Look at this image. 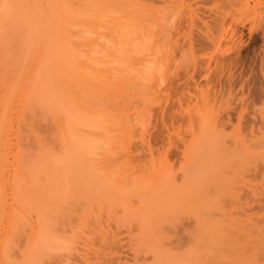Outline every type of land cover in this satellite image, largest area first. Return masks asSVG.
<instances>
[{
  "label": "bare ground",
  "instance_id": "6f19581e",
  "mask_svg": "<svg viewBox=\"0 0 264 264\" xmlns=\"http://www.w3.org/2000/svg\"><path fill=\"white\" fill-rule=\"evenodd\" d=\"M166 1L5 0V2H0V10L3 11L1 21L5 19L7 28L15 35L29 39L30 43L40 44L39 57L36 60L38 63L34 72L25 80H28V84L24 81L23 92L25 100L23 110L26 111L27 117L36 121V125L33 122L30 126L29 134L34 142L36 141L37 149L33 155L28 148L21 151L24 174H15L16 191H14V197L20 200L24 211L32 210L36 214L39 230L36 236L29 240L31 245L29 244L27 253L30 255L24 253L21 260L14 261L6 252L4 253L10 264H43L42 261H45L48 256L56 255L57 250L68 246L65 237L52 232L59 225L67 226L65 230L70 231L71 241L78 238V233L91 234L92 228L89 220L93 206L101 207L100 202L104 201L106 210L110 212L109 209L115 205L116 201L120 204L119 202H122L124 196L129 195L130 191L133 194L138 192L135 186L139 178L147 182V186L152 189L148 193H153L154 196L145 198L146 195L141 194L137 206L124 205L123 211L133 212V215L145 226L141 233L144 237L141 235L138 239L142 238L140 244L151 251L153 262L147 264H202L205 259L207 241L211 244L215 238L202 234L204 231L203 220L200 217L202 200L195 199L199 187L198 179L210 177L212 174L210 170L214 165H217L216 172L224 174L227 163L224 168H221V161L219 163L210 160V157L218 160L220 153L206 152L203 158L204 167L201 171H194L187 175L184 173L181 184L175 186V183L174 185L172 183L173 186L169 192L162 190L163 185L166 184L163 171L169 162L168 154L173 149L177 150L178 146L184 148V151L203 148L204 140L194 135L197 130L207 131V129H202L204 123L201 118L204 116L201 113L203 108L200 107L199 102L204 98V95H201L207 90L201 94L199 90L202 87L199 89V86L197 90L201 95L197 90L196 94L191 92L195 98L198 94L200 96L197 97H203L202 99H194L191 97L193 94L189 95L191 93L186 91V98L193 99L189 102L193 108L189 107L188 102L187 106L186 104L182 106L186 101L180 98L185 95L181 93L182 96L178 95L174 98L177 86L180 87L182 81L178 82L179 85L175 84V81L173 85V80L171 83L163 84L158 77L159 62L161 63V60L158 62V55L163 54L167 48L164 43L170 38H168L169 35H167L168 39L166 38L170 30L165 24L166 13H168L165 7ZM170 1L171 8L175 10L173 13L176 19L180 15L177 13L182 12V7L184 8L186 11L183 12L184 17L180 15L184 20L179 19L184 23L181 22L184 26V30L183 28L181 30L185 31L186 22L188 31L185 32L191 33L195 40L197 39L199 47L202 48L211 49L221 45V42L226 39L223 37V40L222 36L227 33L230 36L227 35V39L230 40L237 36L236 41L240 40L239 35L245 28V22L239 16L242 10L252 19L264 20V0ZM158 2L161 4L158 5ZM208 3L211 7L206 15V4ZM207 17L209 19L206 23ZM174 22L175 20L172 22V28L174 25L179 28L180 25H177V22L173 24ZM209 23L215 25L211 24V26ZM251 26L249 25V30ZM165 29L168 30L166 34ZM178 30L180 31V28ZM173 31L176 32L175 29ZM173 31L168 32L170 36L174 34ZM213 33L219 35L217 40H214ZM191 40L196 42L194 39ZM229 40L226 43H231ZM182 43L179 45L183 47L179 48L184 53L186 42ZM236 47L238 45L234 49H238ZM225 49L230 51L231 48L226 45ZM234 49H231L232 55H235ZM177 51L180 52L178 49ZM234 52H236L237 59L239 52L235 50ZM226 53L225 56L219 54L220 60L217 59L219 63L217 62L215 69L218 70L220 65L221 70L228 61L232 64L237 62L234 56L231 58V52H229L230 55ZM182 55L181 52V57ZM185 58L186 55L183 60L187 61L188 56ZM225 68L227 77L233 78L231 76L233 74L227 71L229 67ZM220 70L218 73L213 68V73L210 72L213 74L211 82L215 75L221 81L224 79L221 77L223 74ZM229 70L232 72L231 69ZM227 72L231 74V77ZM195 76L197 78V75ZM205 76L207 80L208 76ZM199 77V79H204L203 75ZM217 79L214 82L219 84ZM195 83L197 85V82ZM204 84L202 85L208 87L206 82ZM187 85V88L195 87L192 83H187ZM183 89H186V86ZM205 89L203 87V90ZM212 94L214 91L211 95L207 92L206 101H204L207 102L208 95L210 98ZM173 100L178 103L177 106H173ZM210 100L212 101L209 99L207 103L202 101L204 106L209 102L212 103ZM117 101H122L124 105L115 107ZM205 109L207 107H204L203 111ZM37 110H39V115L35 117ZM194 116L197 119L200 118V121L194 119ZM242 117L245 121L246 118ZM48 118L52 120L51 132L41 131L39 123ZM196 120L200 122L199 126ZM241 120L243 124L244 121ZM247 121L253 120L247 119ZM260 123L261 127L250 129L248 133V151L255 160V167L251 173L254 179L264 176V120H260ZM185 124L189 126L187 129L192 136L190 139H185V142L183 139L182 144L179 145L181 139L175 134L180 132L182 130L180 128H184ZM41 132H45L47 136H42L45 134ZM115 149H119L124 155L118 162H116ZM225 153L223 155H227ZM184 155V159L189 157ZM188 160L192 163L190 158ZM116 164L128 166L130 172L125 174L124 178H120V173L117 174V171L114 175L112 172ZM133 173L138 174L137 178L136 175L132 176ZM106 180L117 184H124L127 180L125 183L127 187L124 185V188L114 190L105 186L103 190V186H99L102 192L96 194L92 189V184L104 185ZM160 192L162 193L159 194ZM170 192L173 197L176 196L187 204L183 205L184 208L190 206L193 201L196 202L193 204L198 205L193 207L198 215L194 221H191L193 226L190 221H188L190 224L185 223L187 226L182 225L188 227L183 231L187 232L186 235L189 236L191 243L176 259H172V256L169 258L168 255L171 252H166L164 249L162 251H165L166 256L161 255V249L159 250V246L155 245L153 237L146 229L153 226L152 222L157 214L155 208L161 201V197ZM261 195L260 193L254 194L246 202H250L249 205L246 204L248 207L244 205V212L245 210L251 211L249 219H252L255 214L251 225L256 234L254 244L257 245V251L250 264H264V191ZM165 202L166 200H163L161 203ZM190 225L193 227L192 230H190ZM215 228L224 242L222 228L218 225ZM179 237L181 236L179 235L176 239L178 241H175L180 242L177 248L182 246V242L184 243V238L179 239ZM99 238L102 245L99 244L93 250L85 248L82 255L71 258L73 264L77 262L125 264L120 237L115 233H110L100 235ZM81 241L90 245L92 237L85 234L84 240ZM111 244L114 246L111 247ZM154 246L158 250L153 249Z\"/></svg>",
  "mask_w": 264,
  "mask_h": 264
},
{
  "label": "rangeland",
  "instance_id": "374dc122",
  "mask_svg": "<svg viewBox=\"0 0 264 264\" xmlns=\"http://www.w3.org/2000/svg\"><path fill=\"white\" fill-rule=\"evenodd\" d=\"M2 1L5 2V0ZM2 1L0 0V2ZM170 2V0L169 3L168 0L165 2L166 12H168L165 17V24L168 30L170 29L173 31L175 29L176 32L173 31L175 37L172 33L171 38L168 33L170 30L168 31L165 29V34L168 31L166 38L167 35H169L168 38L170 37L171 40L167 38L168 41L164 43L167 48H165L162 55H158V62L161 60V63L159 62L160 70L158 72V77L163 84L171 83L173 80V85H179L182 81L180 83L181 87V85L183 86V84L185 85L186 83V89H183L185 86L181 87L183 90L177 86V93L180 92V94L176 93L174 98H177L178 95L182 96V94H187L186 91L196 94L199 86V89L202 87V89L199 90L201 94L207 90L205 94L210 92L211 95L214 91L215 95L212 94V98H209L210 95H208L207 100L209 101V99H212V101L210 100L212 103L209 102L204 106V103L208 101L205 102V94L201 95L198 91L201 96L204 95V98L202 97L203 99L199 97L202 99L199 100L200 107L203 108L201 109L202 112L199 111V113L201 112L204 116L201 118V121L204 123L202 129H207V131L200 132L197 130L194 136L204 140V146L197 150L186 149V151H184V148L178 146L177 150L173 149L168 154L169 162L166 167L164 166L165 170L163 171V179L166 184L163 185L162 190L169 192L174 183L175 186L181 184L182 175L184 173L187 175L194 171H201L204 167L203 158L206 152H212L213 154L220 153L218 160H214L212 157H210V160L218 161L219 163L221 161V168H224L227 163L224 174H220L218 171L216 172L215 168L217 165H214L210 170L212 172L211 176L207 177V179L199 178V184H197L199 186L198 192L196 193L198 199L197 197H195V199L202 200V208L200 211V217L203 220L204 226L202 234L206 237L211 235V238H215V241L211 244L207 241L206 255L202 264H250L251 259L257 251V245L254 244V236L256 234L251 225L255 214H253L252 219H249V213L251 211L245 210L244 212V205L248 207L247 205H249L250 202H246L256 193L263 195L264 191V176H258V179H254L251 176L252 169L255 167V160L249 153L250 151H248L249 130L261 127L262 124L260 120H264V20L252 19L246 16V12L242 10L239 16L244 20L245 28L242 29V33L239 35L241 37L238 36L240 38V40L238 39L239 42L236 41L237 36L233 39L230 38L231 43L227 42L229 44L228 46L226 41L229 40L227 39L229 33H227L222 36V39L223 37L224 39L226 38L224 42H221V45L226 43L224 46L222 45L221 47V45H219L216 48L210 47L211 49H209V47L202 48L200 46V48L197 43L198 41H196L197 39L195 40L191 33L192 37L188 34L189 32L186 33L188 31L186 29V22V32L181 30V28L184 27L181 25L184 19L180 15L184 17L185 13L183 12L186 11L182 7V12L180 11L181 13H177L180 14V17L178 16L176 19L173 13L175 10L171 8ZM160 4L161 2H158V5ZM209 7H211L210 3L206 4V15L208 14ZM1 14H3L2 10H0V264H10V261L7 260L4 253L6 252L9 258L14 261L21 260L24 253L30 255L27 253L29 251L28 246L29 244L31 245L29 240L35 237L39 230L36 214L32 210L24 211L20 200L14 197V191H16L15 174H24L21 164V151H25L26 148H28L33 155L37 149L36 141L34 142L29 134L30 126L33 122L36 125V121L35 119L32 120L30 117H27L26 111L23 110L25 102L23 92L24 84H28V80L25 81L27 76L29 77L34 72L35 66L38 63L36 60L39 57L40 44L30 43L29 39L12 33L11 30L7 28L5 19L1 21ZM172 16L175 19H173ZM180 18L183 19L181 20L182 23L179 20ZM206 19L205 21L207 23L209 17ZM174 20L175 22L179 20L176 24L180 25L179 28L182 33L178 30L179 28L176 25L172 28V22ZM175 22L173 24H175ZM211 24L215 25L213 23ZM249 25H252L251 30H249ZM176 27L178 29H176ZM176 33H178V35H176ZM184 33H186V37H184ZM213 36L214 40H217L219 37L217 33H213ZM191 39H194L196 42H193ZM233 40L238 42V44ZM183 41L186 42L184 53L183 50L180 49L183 47ZM181 43L182 45H179ZM232 44L234 45L232 46ZM226 45L231 49H234V47L238 45V47H236L238 49H234L237 53L239 52L237 59L235 57L236 52L233 50L235 55H232L231 49H229L230 51L225 49ZM177 46L180 52L177 51ZM224 49L225 51H223ZM181 52L183 55H186V58L188 56V59L185 58L187 61L183 60L185 55L181 57ZM225 52H227L226 55H230L229 52H231V58L234 56V59H236L235 61H237L234 64L228 63L229 61L226 62L227 64L225 63L226 65L222 64V66L224 65L223 68L229 67L227 71L233 75L227 73L233 78H230V80L227 77L228 75L225 74L226 68L224 69L225 72H223L222 66L220 70L219 65L218 70H220V73L222 72L223 76L221 77L224 79L221 81V79H217L215 75L213 77V82H211L213 68L215 71L217 70L215 69L216 64L219 63L217 59L220 60L219 54L225 56ZM208 62L210 64H208ZM229 69H231L232 72H230ZM218 70L216 72H218ZM211 71L212 73H210ZM194 72H196V74ZM197 72L203 75L204 79L207 78L205 76L207 75L208 79H199L200 75ZM193 74L197 75L198 79ZM209 78L211 79L209 80ZM216 79L219 80V84L214 82ZM193 81L197 82V85ZM202 81H205L208 87L203 86L202 84L205 82L202 83ZM187 83H192V85L195 84L197 88L194 86L193 88L191 85L192 89L187 88ZM203 87L206 89L203 90ZM178 88L180 90H178ZM200 95L197 94V96ZM193 96L191 97L194 99L198 98L197 96L195 98L194 94ZM213 96H216L215 98L217 99L215 100ZM188 98H186V95L180 98V100L186 101L185 103L183 101L184 104H182V106L187 102L189 104L191 100L193 101V99L190 100ZM202 101H204V103ZM201 103H203V105ZM177 104L178 103L173 100V106H177ZM122 105H124L122 101H117L115 107H120ZM108 106L111 105L108 104ZM191 106L192 104H189V107ZM200 107L198 108L199 110ZM204 107H207L205 111H203ZM38 115L39 110L35 113V117H38ZM242 116L246 118L245 121ZM194 119L197 118L194 116ZM241 119H243L244 125ZM247 119L253 120L251 121L252 123L250 121L248 122ZM193 121L194 120H192V122ZM199 121H197L198 126L200 123ZM194 124L195 123H193V125ZM181 125L183 126L184 122L181 123ZM38 126L41 131L51 132V127H53L51 118L40 122ZM196 126L194 127L196 128ZM187 127L189 126L185 124L184 128H180V130H182L175 134L177 138L181 139L179 145L182 144L183 139L185 142V139H190L192 136ZM45 132H41L45 134L42 135L44 137L47 136ZM50 143H52V141H50ZM224 153L227 155H223ZM184 154L189 156L188 158L192 160V163L189 162L188 158L184 159ZM115 156L116 162L124 157L119 149H115ZM226 156H228V158H226ZM114 167L115 170L112 173L115 175L117 171V174L120 173V178H124V175L130 172L128 166L116 164ZM135 175L136 173L132 174L134 177ZM137 176L138 174L136 178ZM125 183H127V180L124 181V184H117L106 180L104 185L93 183L92 189L98 194L102 192V188L99 186H103V190L105 186L116 190V188L122 189L125 186L127 187ZM146 183L139 178L135 186L138 192L136 191L137 193L133 194V192L130 191L129 195L126 197L124 196L123 201L119 202L121 205L117 204L116 201L115 205L109 209L111 210L110 212L106 210L107 207L104 206V201L100 202L101 207L93 206L89 220L92 228L91 234H87L88 232L78 233V238L71 241L69 238L70 231L65 230L67 229L66 225H59L57 228H54L52 232L65 237L68 246H65L61 250H57L55 253L56 255L52 254L48 256L42 263L73 264L74 262L71 261V258L82 255L85 248L89 250L97 248L98 245L101 244L99 236L110 233H115L120 237L119 241L122 243L121 248H123L122 253L125 255L123 258L125 264H147L151 262L153 260L151 251L140 244L142 238L141 240L138 239L141 235L143 236L141 233L145 226L133 215V212L123 211L124 205L132 207L137 206L141 194L146 195L145 198L154 196L153 193H148V191H152V189L149 188ZM128 185L130 186L129 182ZM161 193L162 192L159 194ZM163 200H166L164 204L161 203ZM94 203L97 205L96 200H94ZM192 204H190V206L188 205L190 208H188V206L184 208L183 205L187 204H185L182 199L176 196L173 197L170 192L161 197V201L158 203L157 208H155V213L157 214L155 220L152 222L153 226H151L150 229L146 228L149 235L153 237L155 245L157 244L159 246V250L161 249L162 251L164 249L166 252H171V254L168 255L169 258L171 256L172 259L178 258V255L191 243V240L188 239L189 236L186 235L187 232L183 231L188 227L186 228L182 225H186L185 223L188 221H194L196 216H198L193 210V207L198 205ZM190 222H188V224H190ZM192 223L193 222H191V225ZM191 225V228L189 227L190 230L193 229V225ZM216 225L220 226L223 230L224 242L220 233L215 228ZM191 233L192 232H190V234ZM85 234L92 237L90 245H88L89 243L85 244L81 241L84 240ZM179 235L184 238V243L182 242V246L177 248L180 242L177 243L175 241H178L176 239ZM181 237H179V239ZM116 245L118 246L119 244ZM113 246L114 244H111V247ZM156 246H154L153 249L155 248V250H158ZM176 251H178V253H176ZM164 252L165 251H162L160 254L166 256ZM76 264L82 263L77 262Z\"/></svg>",
  "mask_w": 264,
  "mask_h": 264
}]
</instances>
